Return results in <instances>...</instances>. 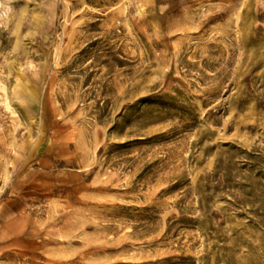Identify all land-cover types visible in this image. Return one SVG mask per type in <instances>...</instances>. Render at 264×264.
I'll list each match as a JSON object with an SVG mask.
<instances>
[{"label":"rangeland","instance_id":"rangeland-1","mask_svg":"<svg viewBox=\"0 0 264 264\" xmlns=\"http://www.w3.org/2000/svg\"><path fill=\"white\" fill-rule=\"evenodd\" d=\"M0 264H264V0H0Z\"/></svg>","mask_w":264,"mask_h":264}]
</instances>
